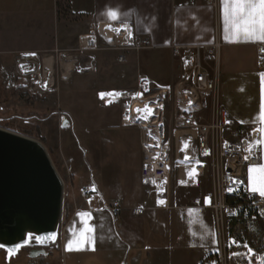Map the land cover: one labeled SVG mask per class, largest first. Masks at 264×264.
I'll use <instances>...</instances> for the list:
<instances>
[{
  "label": "crops",
  "instance_id": "crops-1",
  "mask_svg": "<svg viewBox=\"0 0 264 264\" xmlns=\"http://www.w3.org/2000/svg\"><path fill=\"white\" fill-rule=\"evenodd\" d=\"M214 1L215 6L201 0H67V3L69 13L88 21L89 27L95 21H111L103 14L108 8L118 9L121 14L131 13L125 21L132 22L136 33L148 37L152 44L147 55L138 57V67L151 68L148 74L144 71V77L158 85L172 83L177 75L176 60L170 50L172 44L209 43L217 37L221 43L217 69L219 105L235 126L245 130L254 125L260 127L256 119L260 112L258 73L264 72V67H258L256 45L262 42H226L222 2ZM83 27L88 29V25ZM5 28H9L10 36L16 39L3 44V49L11 51L49 48L58 44L62 37L55 0H0V35L6 34ZM13 42L22 46H6ZM79 119L81 117L75 114L65 127ZM94 126L91 123L80 125L82 145L77 151L79 155L82 152L84 158L92 159H76L73 149L58 148L72 187L68 193V218L64 219L63 213L60 236L55 246L47 251V263L201 264L213 258L217 249V226L209 207L212 174L208 166L203 174L190 176L191 164L172 163L170 186L174 207L154 209L151 191L140 180L142 155L138 130L121 126L117 109L106 130L119 131L120 159H113L111 153L112 159H97L102 154L96 136L102 129ZM65 127L60 125L63 130ZM192 153L196 157L195 150ZM85 162L89 167L87 175L81 172ZM258 164H264L262 150ZM82 187L89 190L86 198L81 195ZM246 188L252 193L248 185V167ZM206 198L209 203H205ZM106 206L117 207L118 216L113 217ZM138 207L145 208L144 214L132 213V209ZM82 212L90 213V217L78 215ZM86 225L95 228V250H88L85 245L82 251H66L67 243L74 241ZM206 229L214 232L215 244L211 234L205 236Z\"/></svg>",
  "mask_w": 264,
  "mask_h": 264
},
{
  "label": "built area",
  "instance_id": "built-area-1",
  "mask_svg": "<svg viewBox=\"0 0 264 264\" xmlns=\"http://www.w3.org/2000/svg\"><path fill=\"white\" fill-rule=\"evenodd\" d=\"M201 1L215 6L214 0ZM122 23L131 29V38L127 31L117 34L108 27L121 28ZM101 47L117 52L116 61L125 63L129 52L150 49L152 44L148 37L136 33L130 21H95L79 36L73 50L16 53L13 58L16 83L29 95L52 93L74 70L94 67V53ZM170 48L178 59V76L173 83L158 85L153 92L126 89L107 92L103 98L99 93L97 97L102 106H119L121 126L138 130L142 155L140 180L151 191L152 208L174 207L170 186L172 163L188 162L196 175L208 166L212 174L209 207L216 220L217 249L213 258L201 264H231L237 241L228 234L226 221L260 219L264 224V198L246 188V169L259 163L261 149L258 147L248 160L244 159L248 142L259 138V132L253 131L259 127L254 125L245 130L235 126L219 105L217 69L221 43L217 37L209 43L172 44ZM256 49L258 67L263 68L264 43H258ZM85 55L89 60L82 65L80 61ZM148 108L153 114L146 120L138 119ZM193 150L198 159L193 158ZM80 192L85 198L89 194L86 187L80 188ZM106 208L113 217L118 216L117 207ZM144 211L143 207L132 209L134 215H142ZM230 238L236 243H231ZM261 241L264 243V232ZM242 257V264H263L264 254L262 250L248 248Z\"/></svg>",
  "mask_w": 264,
  "mask_h": 264
},
{
  "label": "rangeland",
  "instance_id": "rangeland-1",
  "mask_svg": "<svg viewBox=\"0 0 264 264\" xmlns=\"http://www.w3.org/2000/svg\"><path fill=\"white\" fill-rule=\"evenodd\" d=\"M55 4L58 28L60 37H62L58 44H54L49 48L28 49L29 51L73 50L78 45L79 36L90 28L88 21L73 17L69 13L67 0H55ZM83 22H86V24H83ZM83 25H88V29L85 30ZM3 30L8 35H0V128L35 140L44 148L62 183V212L58 230L60 236L64 206L68 204V193L70 194L72 185L65 160L60 158L58 148L59 146L60 148L63 147L66 151L73 149L76 153H73V156L76 159H92L88 156L84 158L82 152L80 155L77 154L78 147L82 145L80 142V125L91 123L92 126L95 125V129H102L98 130L96 136L102 154L97 159H112L110 153L114 155L113 159H120L118 156L121 152L119 131L115 133L116 131L106 130L107 126H110V123L114 120L117 109L120 112L119 106L113 104L100 105L101 101H99L97 94L126 89H139L145 92L155 91L158 84L144 77V71L148 74L152 69L146 66L141 69L138 67V57L142 58L143 55H147L149 49L140 52H129L126 56L127 61L118 63L116 61L117 52L101 47L94 53L96 57L94 67L74 70L66 79L56 85L55 91L38 95L42 98L32 102L24 99V95L19 96L20 87L17 85L13 73V58L21 50L3 49V44L16 40L13 38L14 36H10L9 28ZM24 38L27 39L28 37ZM6 46L16 48L22 46V44L13 42ZM173 57L178 68V59L175 55ZM149 59L152 60V57H149ZM88 60L87 55H85L80 63L84 65ZM177 76L178 70L174 81ZM160 84H171V82ZM75 114L79 115L81 119L77 122L73 121L72 125L65 127L64 130L61 129L62 118H67L69 124V119H73ZM87 164L85 162L81 167L83 175L88 174L89 167ZM257 220H246L243 223L239 221L233 227H231V221H226L225 228L228 234L233 235L237 241L234 253H241V255L232 258L231 264H242V253L248 248L261 250L260 241L264 224L261 220H258L261 222V227ZM258 227L259 232L256 233ZM245 244L247 248L244 247ZM28 251L29 247L25 245L14 253H9L8 250L0 247V264H50L47 263L46 256L30 257Z\"/></svg>",
  "mask_w": 264,
  "mask_h": 264
},
{
  "label": "water",
  "instance_id": "water-1",
  "mask_svg": "<svg viewBox=\"0 0 264 264\" xmlns=\"http://www.w3.org/2000/svg\"><path fill=\"white\" fill-rule=\"evenodd\" d=\"M66 125L63 118L61 126ZM61 210L62 183L44 148L0 128V245L8 250L33 241L41 248L31 249L29 256H46L45 247L53 241L39 243L36 237L58 236Z\"/></svg>",
  "mask_w": 264,
  "mask_h": 264
},
{
  "label": "snow or ice",
  "instance_id": "snow-or-ice-1",
  "mask_svg": "<svg viewBox=\"0 0 264 264\" xmlns=\"http://www.w3.org/2000/svg\"><path fill=\"white\" fill-rule=\"evenodd\" d=\"M222 2V18L224 26V40L229 43L236 42H262L264 43V0H221ZM111 21H125L131 13L121 14L118 9H106L103 13ZM139 23V22H138ZM110 30L115 31L117 34L121 30L128 32V38H131V29L126 23H122L121 28H111ZM167 43V41H166ZM261 51H264L262 49ZM22 55H35V53H24ZM187 63V61H185ZM23 69V65L20 66ZM260 77V112L256 118L259 121L260 127L254 129V132H259V138L254 141L248 142V147L244 149L247 155L244 156L245 160H248L256 149L259 147L264 151V72L258 73ZM101 98L105 93H101ZM110 95V93H109ZM191 104V101H189ZM152 110L148 108L146 112L139 116L138 119L146 120L151 116ZM230 123V121H225ZM243 123V121H241ZM227 144V142H226ZM187 148V144H185ZM205 154H208L205 152ZM187 159V157H185ZM147 167V165H146ZM195 168L189 172V175H195ZM248 185L249 190L252 193H259V195L264 198V164L249 165L248 166ZM92 191H95V188H92ZM229 191H232L230 188ZM158 203H163L158 201ZM205 203H209V200L206 198ZM191 211V210H189ZM81 217H90V213H79ZM206 227V226H205ZM95 228L91 225H86L78 234L74 241L70 240L65 250L66 251H82L85 250V245L88 246V250H95V237H94ZM211 234L213 236V243H216L214 232L209 233L206 229L205 236ZM57 233L53 232L44 237H36L37 242L44 243L45 241H55ZM205 237H201L203 240ZM31 239V234L29 239L25 240L24 243H29ZM231 243H236L235 240H231ZM22 245H16L15 248H9V253L19 249ZM195 246V245H191ZM0 247H3L0 245ZM247 248V245H244ZM251 253V249L248 250ZM234 256H239L241 253H233ZM264 260V258H262Z\"/></svg>",
  "mask_w": 264,
  "mask_h": 264
},
{
  "label": "trees",
  "instance_id": "trees-1",
  "mask_svg": "<svg viewBox=\"0 0 264 264\" xmlns=\"http://www.w3.org/2000/svg\"><path fill=\"white\" fill-rule=\"evenodd\" d=\"M22 95H24V99H26L28 101H32V102L42 98V96H38V95H29L24 88L20 87L19 88V96H22ZM68 211H69V204H65V206H64V219L68 218V213H69ZM243 222H245V221H242V223ZM258 222L261 225V222L260 221H258ZM237 223H239L238 220H232L231 221V227H233ZM261 227H262V225H261ZM258 232H259V227L256 230V233H258ZM260 242H261V250L263 251V254H264V243L262 241H260ZM263 264H264V260H263Z\"/></svg>",
  "mask_w": 264,
  "mask_h": 264
},
{
  "label": "flooded vegetation",
  "instance_id": "flooded-vegetation-1",
  "mask_svg": "<svg viewBox=\"0 0 264 264\" xmlns=\"http://www.w3.org/2000/svg\"><path fill=\"white\" fill-rule=\"evenodd\" d=\"M55 246V242H51L48 246H46L45 247V249H47V248H53ZM27 247H29V251L31 250V249H38V248H41L40 246H38V245H35L34 243H33V241L31 242V244L30 245H27ZM29 251H28V255H29ZM47 252V251H46ZM38 256H41V255H38ZM38 256H36V257H38ZM42 256H45V255H42Z\"/></svg>",
  "mask_w": 264,
  "mask_h": 264
},
{
  "label": "bare ground",
  "instance_id": "bare-ground-1",
  "mask_svg": "<svg viewBox=\"0 0 264 264\" xmlns=\"http://www.w3.org/2000/svg\"><path fill=\"white\" fill-rule=\"evenodd\" d=\"M171 53H172V52H171ZM172 54H173V53H172ZM224 115H225V114H224ZM225 116H227V115H225ZM227 117H228V116H227ZM228 118H229V117H228ZM39 144H40V143H39ZM40 145H41V144H40ZM41 146H42V145H41ZM195 153H196V152H195ZM192 154H193V153H192ZM193 158H194V156H193ZM195 158L198 159V158H197V154H196V157H195ZM170 185H171V179H170ZM253 195H254V194H253ZM84 198H85V197H84ZM61 212H62V210H61ZM256 220H257V219H256ZM258 220H260V219H258ZM263 232H264V230H263ZM263 232H262V233H263ZM58 236H59V234H58ZM58 236H57V238H58ZM57 238H56L55 244L57 243ZM48 249H49V248H47V251H48ZM45 250H46V249H45Z\"/></svg>",
  "mask_w": 264,
  "mask_h": 264
}]
</instances>
